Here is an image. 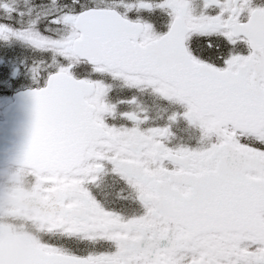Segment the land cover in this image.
<instances>
[{
    "label": "snow or ice",
    "instance_id": "snow-or-ice-1",
    "mask_svg": "<svg viewBox=\"0 0 264 264\" xmlns=\"http://www.w3.org/2000/svg\"><path fill=\"white\" fill-rule=\"evenodd\" d=\"M27 264H264V0H0Z\"/></svg>",
    "mask_w": 264,
    "mask_h": 264
},
{
    "label": "flooded vegetation",
    "instance_id": "flooded-vegetation-1",
    "mask_svg": "<svg viewBox=\"0 0 264 264\" xmlns=\"http://www.w3.org/2000/svg\"><path fill=\"white\" fill-rule=\"evenodd\" d=\"M11 95L8 102L11 101ZM1 116V113H0ZM3 118H0L2 120ZM52 177L33 170L17 167H0V226L15 236L26 239L34 249L35 233L43 220L39 205L41 181Z\"/></svg>",
    "mask_w": 264,
    "mask_h": 264
},
{
    "label": "water",
    "instance_id": "water-1",
    "mask_svg": "<svg viewBox=\"0 0 264 264\" xmlns=\"http://www.w3.org/2000/svg\"><path fill=\"white\" fill-rule=\"evenodd\" d=\"M15 98L13 103L14 118H30V111L22 99V94L18 93ZM4 113V118H12L8 116V109H5ZM21 144L15 145L6 141V143L0 144V147L15 149ZM8 163L32 167L37 171H43L49 166V161L39 153L33 156L31 160L17 161L11 152L0 151V164ZM33 250L24 239L12 237L6 230L0 228V264H27Z\"/></svg>",
    "mask_w": 264,
    "mask_h": 264
},
{
    "label": "rangeland",
    "instance_id": "rangeland-1",
    "mask_svg": "<svg viewBox=\"0 0 264 264\" xmlns=\"http://www.w3.org/2000/svg\"><path fill=\"white\" fill-rule=\"evenodd\" d=\"M5 102H6V97L4 96L2 91H0V104H4Z\"/></svg>",
    "mask_w": 264,
    "mask_h": 264
}]
</instances>
